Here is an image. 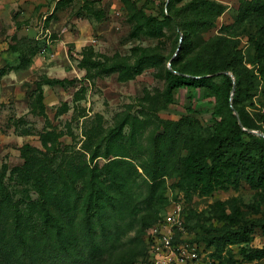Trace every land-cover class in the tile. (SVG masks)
<instances>
[{
	"label": "rangeland",
	"instance_id": "rangeland-1",
	"mask_svg": "<svg viewBox=\"0 0 264 264\" xmlns=\"http://www.w3.org/2000/svg\"><path fill=\"white\" fill-rule=\"evenodd\" d=\"M198 1L0 0V163L7 167L10 190L16 198L36 197L31 182L11 174L23 164V150L53 157L44 171L55 170L54 180L59 165L69 174L96 149L101 155L92 165L106 177L117 169L130 181L129 194L120 197L103 232L98 230L96 249L66 259L55 247L48 252L53 260L35 264H136L151 241V227L173 201L209 243L210 264H264V252H254L264 251V186L242 176L211 192L205 183L211 160L202 153L222 144L210 135L208 111L216 105L228 115L223 102L205 97L203 87L176 89L173 102L164 97L175 56L177 67L189 73L226 69L239 79L235 104L248 125L243 129L264 132V0H208L218 5L213 9ZM138 11L167 15L163 34L131 36ZM87 46L129 61L132 47H151L162 58L128 80L95 70L89 78L79 65ZM53 78L64 84H48ZM222 80L215 77L214 88ZM39 85L44 113L33 109ZM186 105L201 114H189ZM48 131L53 135L45 144ZM52 143L58 151H51ZM222 149L239 153L250 167L264 144L243 132Z\"/></svg>",
	"mask_w": 264,
	"mask_h": 264
},
{
	"label": "trees",
	"instance_id": "trees-1",
	"mask_svg": "<svg viewBox=\"0 0 264 264\" xmlns=\"http://www.w3.org/2000/svg\"><path fill=\"white\" fill-rule=\"evenodd\" d=\"M203 8L213 9L218 7L214 2L199 0ZM259 5L261 3H258ZM167 15L158 18L147 15L141 11L135 14V25L130 35L135 36L143 32L149 36H160L166 26ZM134 60L129 61L126 56L115 53L112 56L97 53L93 47L83 48L79 65L86 70V76L92 77L90 70L102 74L117 72L120 80H128L141 73L149 66H155L161 61L162 55L151 47H132ZM178 56L169 60L170 68L166 70V86L164 97L167 102L175 99V90L183 87H203L205 97L214 96L221 100L228 111V115H221L219 106L209 108L208 114L212 120L210 135L218 139L222 144L212 150L202 153L204 158H209L211 163L204 173V179L208 191L226 189L234 180L241 176L255 187L264 186V152L248 167L249 161L240 157L239 153H225L223 145H232L233 140L240 133H246L252 139L264 144V132L255 133L249 129H243L248 125L242 119L235 100L238 93L239 79L230 75L226 69L210 71L202 74L187 72L177 67ZM4 71L0 70V76ZM222 77L220 86L214 88L213 79ZM65 79H48V84H64ZM207 89L209 91H207ZM35 95L33 109H39L44 113L43 92L39 85ZM77 93V92H76ZM190 96V95H189ZM190 100L193 98L190 96ZM189 114L199 113V108L186 105ZM48 131L43 135V142L51 140ZM181 137L185 133L180 132ZM132 136V135H131ZM51 151L57 150L54 143L50 145ZM41 155L23 150L24 162L20 166H14L11 174L18 173L23 182H31L36 192L35 198H16L6 182V166L0 163V264H35L39 260H53V255L48 253L55 247L62 249L66 259L72 256L77 259L78 252L83 249H96L99 245L98 230L103 232L108 224L110 214L115 212L117 202L122 195L129 194L130 181L117 169L110 168L109 177L103 175L91 161L101 155L98 150L90 151L89 161L82 156L77 166L68 169L69 174H63V167L46 173V165L53 159L47 152H39ZM167 154L164 153L163 158ZM50 164V163H49ZM198 164V163H197ZM196 166L198 167L199 164ZM202 164V163H200ZM109 167V163H106ZM202 168H204L202 166ZM56 169V170H57ZM251 170V171H250ZM44 171V173H43ZM53 171V175L51 172ZM245 172V173H243ZM79 175L77 179L75 176ZM184 210V218L186 217ZM185 226L193 240L203 241L207 247L209 243L204 236L196 231L185 221ZM82 237L78 239L77 235ZM146 249L139 257L136 264L144 260ZM264 252L263 249H255L254 252ZM248 252V250H245ZM77 253V254H76ZM49 254V255H47ZM248 254V253H245ZM69 257V258H68Z\"/></svg>",
	"mask_w": 264,
	"mask_h": 264
},
{
	"label": "built area",
	"instance_id": "built-area-1",
	"mask_svg": "<svg viewBox=\"0 0 264 264\" xmlns=\"http://www.w3.org/2000/svg\"><path fill=\"white\" fill-rule=\"evenodd\" d=\"M146 256L138 264H210V250L192 239L185 226L184 208L178 201L150 229Z\"/></svg>",
	"mask_w": 264,
	"mask_h": 264
},
{
	"label": "water",
	"instance_id": "water-1",
	"mask_svg": "<svg viewBox=\"0 0 264 264\" xmlns=\"http://www.w3.org/2000/svg\"><path fill=\"white\" fill-rule=\"evenodd\" d=\"M231 75V74H230Z\"/></svg>",
	"mask_w": 264,
	"mask_h": 264
}]
</instances>
